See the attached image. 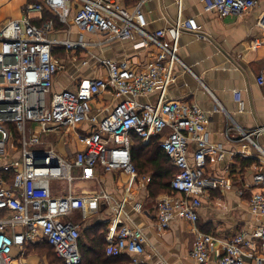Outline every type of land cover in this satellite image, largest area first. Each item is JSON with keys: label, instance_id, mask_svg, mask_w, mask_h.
Masks as SVG:
<instances>
[{"label": "built area", "instance_id": "1", "mask_svg": "<svg viewBox=\"0 0 264 264\" xmlns=\"http://www.w3.org/2000/svg\"><path fill=\"white\" fill-rule=\"evenodd\" d=\"M25 1V14L6 21L0 28V157L6 155L11 140L19 142L22 151L21 167L11 186H4L0 174V264H16L15 247L24 249L27 243L39 238L53 246L66 264H81L80 226L68 216L85 206V197L76 195L71 186L76 178L73 171L79 169L78 177L82 179L94 177L98 168L106 172L122 169L138 175L131 150L135 138L147 141L158 137L161 149L175 168L173 192L164 195L155 206L159 226L169 228L177 218L196 223L210 191L232 185L225 175L206 173L209 157L218 160L225 157L222 147L208 141L207 113L195 102L172 99L167 94L177 79V64L187 68L177 55L179 35L190 31L203 36L195 17L182 16L184 0H174L179 11L172 41L166 40L165 29L155 32L145 29L147 20L142 8L148 0H137L131 8L118 0ZM201 1L205 11H214L220 17L247 14L259 3V0ZM32 12L39 14L40 21L33 19ZM56 21L68 25L71 22L79 37L51 35ZM257 24L264 29V12ZM85 34L102 35L105 39L86 40ZM137 36L141 37L136 42L139 47L157 50L143 68L127 61L102 59L106 76L89 79L79 92L68 88L55 90V78L65 68L54 56L56 48L87 49L113 40L132 41ZM254 49H264V37L255 40ZM257 80L264 85V71ZM109 90L121 100L105 117L93 116V97ZM154 93L158 95L156 102H140V97ZM235 94L244 109L240 91ZM90 120L94 127L79 129V125ZM61 128L76 130L82 146L69 157L61 156L45 141V137ZM261 133L264 126L243 132V139L257 152L251 156L262 161L253 177L256 190L249 202L251 212L258 216H264V147L254 136ZM59 179L70 185L68 193L57 196L52 183ZM93 197L110 198L107 193ZM129 199L135 211L143 212L140 201L133 196ZM124 205L125 200L119 203L117 223ZM107 241L109 255L129 254L128 264H141L147 237L140 226L122 223L110 229ZM256 241L262 252V256L256 257V264H263L264 224L250 237L245 233L231 237L218 264H247L245 248L255 247ZM213 242L211 233L197 230L192 257L207 264Z\"/></svg>", "mask_w": 264, "mask_h": 264}, {"label": "crops", "instance_id": "2", "mask_svg": "<svg viewBox=\"0 0 264 264\" xmlns=\"http://www.w3.org/2000/svg\"><path fill=\"white\" fill-rule=\"evenodd\" d=\"M118 1L131 8L137 0ZM25 4V0H0V28L10 19L21 18L25 14ZM142 10L147 20L145 29L149 32L165 29L166 40L172 41V30L179 11L177 3L174 0H148ZM263 12L264 0H259L258 5L247 14L227 17L205 11L201 0H184L182 16L195 17L201 28L199 34L203 36L190 31H183L179 35L177 55L187 68L177 64V79L169 86L167 93L172 99L195 102L207 113L208 141L222 147L225 157L223 160L209 157L206 173L225 175L232 186L210 191L203 200L196 223L177 218L169 228H161L155 206L164 195L173 192L171 181L174 166L161 149L158 137L147 141L134 139L131 150L132 156L137 158L138 175L122 169L106 172L98 168L94 177L82 179L78 177L81 171L75 169L73 175L76 178L71 186L76 195L85 197V206L73 211L68 218L80 226L83 264H122L121 260L113 259L115 256L106 252L108 232L122 223L138 225L145 232L147 241L140 255L141 264H202L191 255L197 230L214 236L213 250L207 264H218L231 237L239 233L250 237L259 225L264 224V216L252 213L249 208L252 192L256 190L253 177L262 166V161L251 156L255 150L248 140L243 139V132L264 126V85L257 80L264 71V49H254L255 40L264 37V29L257 24ZM31 16L40 21L37 12H32ZM69 28L70 35L67 32ZM51 35L71 39L79 37L76 26L71 22L68 25L59 21H56ZM85 39L103 41L105 37L85 34ZM139 41L141 37L137 36L132 41L113 40L97 46L90 45L87 49L56 48L54 56L65 68L55 78V90L68 88L79 92L89 79L106 76L107 70L100 61L102 59L127 61L132 66L143 68L157 50L139 47L136 44ZM236 91L241 93L244 109L236 99ZM157 99L158 95L154 93L139 100L147 103L156 102ZM120 100L111 90L93 97L92 115L105 117ZM10 127L14 130V127ZM92 127L93 121L90 120L79 129ZM254 139L264 147V133L254 136ZM45 141L63 157H69L82 148L73 129L61 128L45 137ZM62 147L65 156L61 152ZM6 150V155L0 157V174L4 178V186L8 187L14 178L12 173L5 176L4 172H17L21 167L22 151L15 140L8 143ZM63 181L64 184L57 180L52 183L57 196L68 193L70 183ZM103 193L110 198L93 197ZM130 196L143 204V212L132 208ZM124 200L123 215L117 223L119 203ZM44 243L57 255L53 246L39 238L27 243L24 249L15 247L13 254L16 264H59L42 250ZM253 248H245L247 264H256V257L262 256L258 241Z\"/></svg>", "mask_w": 264, "mask_h": 264}, {"label": "trees", "instance_id": "3", "mask_svg": "<svg viewBox=\"0 0 264 264\" xmlns=\"http://www.w3.org/2000/svg\"><path fill=\"white\" fill-rule=\"evenodd\" d=\"M166 154V153H165ZM167 155V154H166ZM136 160H137V158H135V156L133 157V162H134V164H135V166H136V168H137V170L139 169V167H138V163L136 162ZM253 160H256L255 158L253 159ZM9 173H12V175H13V178L15 177V175H16V171H13V170H9V171H5L4 172V174H5V176L6 175H8ZM174 173H175V168H174ZM174 173H173V176H174ZM3 174V175H4ZM126 255V254H125ZM125 255H120V256H115V257H112L113 259H118L120 262H122V264H128L129 262H130V260L128 259V255L127 256H125ZM83 256V255H82ZM84 260V259H83ZM82 264H83V262H82Z\"/></svg>", "mask_w": 264, "mask_h": 264}, {"label": "rangeland", "instance_id": "4", "mask_svg": "<svg viewBox=\"0 0 264 264\" xmlns=\"http://www.w3.org/2000/svg\"><path fill=\"white\" fill-rule=\"evenodd\" d=\"M81 125H79V126L81 127ZM14 134H15V132H14ZM14 136H15V138L17 137V135H14ZM64 151H65V149L62 147V151L61 152H63L62 154H64V156H65L66 153ZM57 181H61L64 184V181L62 179H59ZM42 246H43L42 250L45 251L47 254H49L51 256V258L54 257L55 260H57L59 264H63V262L57 257V255L54 253V251L52 250V248L50 246L49 247L46 246L45 243Z\"/></svg>", "mask_w": 264, "mask_h": 264}]
</instances>
